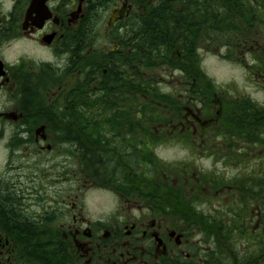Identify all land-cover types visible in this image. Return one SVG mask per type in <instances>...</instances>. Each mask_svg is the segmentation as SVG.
Listing matches in <instances>:
<instances>
[{
	"label": "flooded vegetation",
	"instance_id": "obj_1",
	"mask_svg": "<svg viewBox=\"0 0 264 264\" xmlns=\"http://www.w3.org/2000/svg\"><path fill=\"white\" fill-rule=\"evenodd\" d=\"M137 2L0 0V264H264V0H235L236 30L190 23L188 66L157 71L172 119L151 126L129 72L103 86ZM84 144L112 179L83 173ZM165 145L186 151L171 172Z\"/></svg>",
	"mask_w": 264,
	"mask_h": 264
},
{
	"label": "trees",
	"instance_id": "obj_2",
	"mask_svg": "<svg viewBox=\"0 0 264 264\" xmlns=\"http://www.w3.org/2000/svg\"><path fill=\"white\" fill-rule=\"evenodd\" d=\"M149 2V0H139V4L144 5L145 8L144 18H139L132 25L131 29H135V32L131 33L130 37L119 38L121 48L119 53H114L115 64L112 72L103 77V86L108 87V81L112 78L117 80L114 82L115 85L123 86L126 73L129 72L130 109L143 111L146 125L151 126L169 124L172 119L160 107V104L170 107L172 102L169 97L158 93L157 71L166 67L188 66L187 55L191 44L188 31L190 23L200 25L202 28L203 23L208 22L212 32L222 29L236 30L240 27L239 20L242 18L244 22H249V17L246 13L241 16L238 12L240 6L235 0H196V2L160 0L155 4ZM194 3H197V8L193 7L194 12L199 11L201 15L205 8L209 9L210 18L207 21H204L202 16L194 15L191 8ZM139 4L137 2V5ZM197 38L199 37H195ZM209 39L214 41L217 37L211 33ZM128 44L130 52L126 53L125 48ZM93 62H96L100 70L108 64L105 56H98ZM86 88L87 85L84 84L83 90ZM86 93L83 96L84 104L90 105L91 100ZM85 118L88 120L84 124L90 125L91 116L84 115ZM86 143H90L88 139ZM108 157L107 150L101 151L92 145L84 144L83 173L89 176L96 175L104 181L112 179L115 170L107 160Z\"/></svg>",
	"mask_w": 264,
	"mask_h": 264
},
{
	"label": "rangeland",
	"instance_id": "obj_3",
	"mask_svg": "<svg viewBox=\"0 0 264 264\" xmlns=\"http://www.w3.org/2000/svg\"><path fill=\"white\" fill-rule=\"evenodd\" d=\"M103 40V39H102ZM229 42V40H228ZM207 56V61H206V64H207V67L209 69V71L211 73H214V70L217 71V75L213 78H215V82H222L224 81L225 79H229V78H234V72L230 70V66H227L225 65L223 68H220V65H219V61L213 57V55H206ZM167 79V84L165 85H161V88H167L166 86H169L168 83L171 82V78L169 79L168 77L166 78ZM185 150H181L179 148H175V147H172V146H167L165 145L163 147V150H161V153H160V156L161 158H163L165 160V163H164V168H163V171L164 172H171V167H175L174 164L178 163L185 155ZM207 166V164H206ZM208 167V166H207ZM85 171V170H83ZM113 184V183H111ZM171 186H173L172 183H170ZM171 186H169V188L167 189L168 192L170 193H173L172 190L175 189V193H178L181 199V197H185L184 194L181 195V193H187V190H176V188H172ZM109 189V188H107ZM88 193H108V191H91V192H88Z\"/></svg>",
	"mask_w": 264,
	"mask_h": 264
}]
</instances>
